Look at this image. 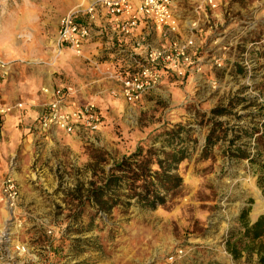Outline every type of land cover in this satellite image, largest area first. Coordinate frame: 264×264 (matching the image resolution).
<instances>
[{
    "label": "rangeland",
    "instance_id": "obj_1",
    "mask_svg": "<svg viewBox=\"0 0 264 264\" xmlns=\"http://www.w3.org/2000/svg\"><path fill=\"white\" fill-rule=\"evenodd\" d=\"M188 1L174 37L196 67L129 104L114 60L57 46L59 20L85 21L90 0H0V38L17 53L1 60L3 90L37 104L47 85L71 86L102 114L96 131L76 136L32 139L18 126L10 164L0 160L18 190L13 208L0 205V264H256L226 242L238 239L242 212L250 223L264 213V0ZM171 137L187 158L165 204L91 207L86 189L115 160L143 145L162 156Z\"/></svg>",
    "mask_w": 264,
    "mask_h": 264
},
{
    "label": "built area",
    "instance_id": "obj_2",
    "mask_svg": "<svg viewBox=\"0 0 264 264\" xmlns=\"http://www.w3.org/2000/svg\"><path fill=\"white\" fill-rule=\"evenodd\" d=\"M97 10H103L113 17L112 23L123 39L131 38L135 29L145 24L160 31L165 40L156 45L150 41L135 42L138 51H130V56L129 51L121 48L122 52L128 54L131 63L122 60L114 62L112 69L109 67L110 74L118 82L119 94L126 103L138 102L144 94L157 87L165 76H183L196 67L188 45L179 44L174 37L180 27L174 0H91L85 12L88 23L77 20L73 14H67L59 20L57 46L82 55L85 42L91 35L90 24L96 19ZM4 69L5 63L0 61V71L3 72ZM41 92L46 99L38 119L37 128L40 131L48 134H79L94 132L99 128L102 114L98 106L91 102L76 105L71 86L58 89L45 87ZM14 107L21 108L23 103L12 106L0 102V122ZM17 198L16 182L9 174L1 182L0 205L11 209Z\"/></svg>",
    "mask_w": 264,
    "mask_h": 264
},
{
    "label": "trees",
    "instance_id": "obj_3",
    "mask_svg": "<svg viewBox=\"0 0 264 264\" xmlns=\"http://www.w3.org/2000/svg\"><path fill=\"white\" fill-rule=\"evenodd\" d=\"M264 136V121L261 124ZM172 137L167 138L168 145ZM171 142V143H170ZM214 142L206 138L205 148ZM264 145V141H263ZM156 152L144 145L137 147L130 155L115 160L105 173L86 189V200L97 212H109L118 205L130 206L132 202L140 208L154 210L165 204L167 198L181 186L182 179L176 173L178 164L187 158L182 145H171L169 150ZM156 168L153 169L152 166ZM124 197V198H123ZM239 237L233 242L227 240L226 249L234 258L240 252L256 256V264H264V213L250 223L242 212L238 218Z\"/></svg>",
    "mask_w": 264,
    "mask_h": 264
},
{
    "label": "crops",
    "instance_id": "obj_4",
    "mask_svg": "<svg viewBox=\"0 0 264 264\" xmlns=\"http://www.w3.org/2000/svg\"><path fill=\"white\" fill-rule=\"evenodd\" d=\"M91 1V0H90ZM184 0H174V10L176 14H179L180 8L179 4L182 5ZM186 4L189 3L188 0H185ZM86 20L81 22L88 23V16L84 14ZM96 19L91 21L92 31L90 37L86 40L84 46V53L89 57H103V59L121 62L125 60V63H131L128 54L121 51V48H124V51H129V56L131 52H136L138 49L135 47V42H152L154 45L162 43L165 41L162 38L161 32L153 28L151 25L141 24L138 26L134 35L131 38H122L117 32V27L113 25V17L107 15L103 10H97ZM179 16V15H178ZM189 22H186L187 25ZM58 25V24H57ZM58 28V27H56ZM7 39L0 38V61L7 59V57H13L16 55V51L12 49V43L10 41L6 42ZM120 41V44L118 43ZM137 49V50H134ZM131 51V52H130ZM127 54V55H126ZM3 57V58H1ZM3 62V61H2ZM5 63V62H4ZM10 73V67L5 66L3 72L0 71V83L8 77ZM1 85V84H0ZM57 86V85H55ZM53 84L47 85L48 88H54ZM45 87V86H44ZM62 87V86H61ZM41 89V88H40ZM16 94L11 92H6L3 90V87L0 86V102L8 105H16L17 103H23V107L16 108L14 107L10 113L4 116L0 122V160L2 159L4 163L10 164V158L12 151L16 149L17 144L21 141L22 133L18 129L19 125L24 127V133L30 134L31 138H52L53 135L58 133L48 134L40 131L38 127V119L41 113L43 112V101L45 98L41 95L40 90L37 96H40L39 102L37 104L28 103V101L18 99L16 100ZM28 100L32 98L30 94L26 96ZM81 102L80 98L74 97V103L77 105ZM65 135V133H61ZM76 136L75 134H66ZM12 144H9V143ZM4 171V168L0 166V183L3 178L1 172Z\"/></svg>",
    "mask_w": 264,
    "mask_h": 264
}]
</instances>
